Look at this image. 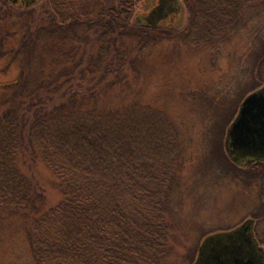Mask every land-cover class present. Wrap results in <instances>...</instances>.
<instances>
[{"label": "trees", "instance_id": "obj_1", "mask_svg": "<svg viewBox=\"0 0 264 264\" xmlns=\"http://www.w3.org/2000/svg\"><path fill=\"white\" fill-rule=\"evenodd\" d=\"M135 1L43 0L18 12L26 17L17 48L1 51L0 41V57L20 65L1 87L0 209L22 220L33 264H164L179 134L161 110L115 106L107 93L140 70L137 56L149 46L174 35L185 45L216 44L246 10L264 7V0H181V29L140 21ZM21 158L55 178V206L46 209ZM245 167L264 171V163Z\"/></svg>", "mask_w": 264, "mask_h": 264}, {"label": "rangeland", "instance_id": "obj_2", "mask_svg": "<svg viewBox=\"0 0 264 264\" xmlns=\"http://www.w3.org/2000/svg\"><path fill=\"white\" fill-rule=\"evenodd\" d=\"M156 4L157 0H136L134 12L146 13ZM28 9L0 0L1 51L6 43L9 50L17 48L26 17L20 18L18 12ZM244 16L216 44L185 45L174 35L149 46L137 56L140 70L107 93L115 106L140 102L161 110L178 131L180 185L167 216L170 253L164 264H195L208 236L227 233L249 219L255 220L252 232L264 240V171L248 173L246 165L230 160L224 147L241 101L264 88V7L256 3ZM185 20L184 11L178 10L159 26L181 28ZM19 72V63L0 57V99L1 87ZM23 159L20 171L35 181L46 209L55 206L61 199L55 178L40 162ZM18 216L0 209V264H33Z\"/></svg>", "mask_w": 264, "mask_h": 264}, {"label": "water", "instance_id": "obj_3", "mask_svg": "<svg viewBox=\"0 0 264 264\" xmlns=\"http://www.w3.org/2000/svg\"><path fill=\"white\" fill-rule=\"evenodd\" d=\"M9 1L25 7L37 2ZM178 10H182L179 0H157L156 6L140 14L138 19L155 27ZM224 147L235 164L264 161V88L249 93L243 99L237 116L226 131ZM253 224L254 221L249 219L227 233L208 236L200 247L195 264H264V249L253 236Z\"/></svg>", "mask_w": 264, "mask_h": 264}, {"label": "flooded vegetation", "instance_id": "obj_4", "mask_svg": "<svg viewBox=\"0 0 264 264\" xmlns=\"http://www.w3.org/2000/svg\"><path fill=\"white\" fill-rule=\"evenodd\" d=\"M6 2H8V3H10V1L9 0H5ZM20 2L22 3H25L26 2V0H20ZM11 5H13L12 3H10ZM15 6H21V5H15ZM255 163H264L263 161H261V160H259V161H255ZM255 163H253V164H255ZM252 231H254L253 229H252ZM253 236H254V238H255V240L257 241V243L259 244V240L257 239V236H256V234L253 232Z\"/></svg>", "mask_w": 264, "mask_h": 264}]
</instances>
